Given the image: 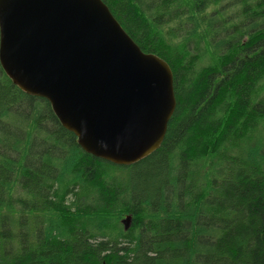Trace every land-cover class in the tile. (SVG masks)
<instances>
[{"label":"trees","instance_id":"1","mask_svg":"<svg viewBox=\"0 0 264 264\" xmlns=\"http://www.w3.org/2000/svg\"><path fill=\"white\" fill-rule=\"evenodd\" d=\"M102 1L171 68L167 134L96 158L0 63V264H264V0Z\"/></svg>","mask_w":264,"mask_h":264},{"label":"water","instance_id":"2","mask_svg":"<svg viewBox=\"0 0 264 264\" xmlns=\"http://www.w3.org/2000/svg\"><path fill=\"white\" fill-rule=\"evenodd\" d=\"M0 63L51 104L83 151L115 165L155 152L176 109L170 66L144 53L102 0H0Z\"/></svg>","mask_w":264,"mask_h":264},{"label":"rangeland","instance_id":"3","mask_svg":"<svg viewBox=\"0 0 264 264\" xmlns=\"http://www.w3.org/2000/svg\"><path fill=\"white\" fill-rule=\"evenodd\" d=\"M126 219V217L124 218V220ZM131 225V224H130Z\"/></svg>","mask_w":264,"mask_h":264},{"label":"bare ground","instance_id":"4","mask_svg":"<svg viewBox=\"0 0 264 264\" xmlns=\"http://www.w3.org/2000/svg\"><path fill=\"white\" fill-rule=\"evenodd\" d=\"M252 160V159H251ZM244 164V163H243ZM145 221V220H144Z\"/></svg>","mask_w":264,"mask_h":264}]
</instances>
